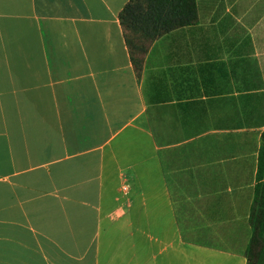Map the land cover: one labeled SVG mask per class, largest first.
<instances>
[{
  "label": "crops",
  "instance_id": "0c3cea01",
  "mask_svg": "<svg viewBox=\"0 0 264 264\" xmlns=\"http://www.w3.org/2000/svg\"><path fill=\"white\" fill-rule=\"evenodd\" d=\"M129 1L0 0V264H250L264 0H197L140 76Z\"/></svg>",
  "mask_w": 264,
  "mask_h": 264
},
{
  "label": "trees",
  "instance_id": "16d2710c",
  "mask_svg": "<svg viewBox=\"0 0 264 264\" xmlns=\"http://www.w3.org/2000/svg\"><path fill=\"white\" fill-rule=\"evenodd\" d=\"M120 19L132 63L140 76L145 56L156 39L199 21L197 0H130ZM256 178L250 212L253 233L246 255L250 264H264V131Z\"/></svg>",
  "mask_w": 264,
  "mask_h": 264
},
{
  "label": "built area",
  "instance_id": "2783aa9c",
  "mask_svg": "<svg viewBox=\"0 0 264 264\" xmlns=\"http://www.w3.org/2000/svg\"><path fill=\"white\" fill-rule=\"evenodd\" d=\"M125 189H127V186H124Z\"/></svg>",
  "mask_w": 264,
  "mask_h": 264
}]
</instances>
